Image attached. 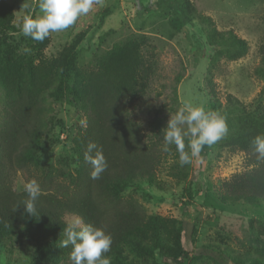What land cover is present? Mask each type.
Here are the masks:
<instances>
[{
    "label": "trees",
    "instance_id": "obj_1",
    "mask_svg": "<svg viewBox=\"0 0 264 264\" xmlns=\"http://www.w3.org/2000/svg\"><path fill=\"white\" fill-rule=\"evenodd\" d=\"M39 2L30 0L25 15L34 17ZM152 3L169 13V26L175 31L183 30L196 18L204 25L209 46L219 48L212 65L223 57L236 61L248 53L249 45L244 39L232 30L219 31L210 17L197 13L190 0ZM110 13L107 9L101 19ZM14 18V8L0 1V45L16 31ZM26 44L39 58L47 49L49 38L38 42L28 37ZM75 45L58 62L40 59L35 65L32 59L26 64L11 62L6 66L2 77L5 100L0 111V240H9L23 231L36 241L32 257L51 261L54 249L65 238L64 218L70 215L103 227L112 236L111 250L105 254L111 264H135L128 261L127 252L144 260L155 261L158 254L176 264L183 263L189 259L183 245L187 235L185 221L150 214L138 199L123 196L136 182L154 185L168 153L162 150L167 118L157 115L149 124V132L144 133L141 123L133 117L152 80L156 55L154 50L148 51V56L143 51L144 46L152 49V45L131 38L100 57L96 68L82 74L75 63ZM261 54L264 62V46ZM207 86L213 111L221 114L222 102L210 72ZM47 96L78 107L86 126L73 149L79 160L74 178L66 185L51 175L37 177L42 194L35 202L36 215L32 216L22 204L28 199L27 193L16 192L14 182L18 171L41 168L38 149L46 127ZM228 100L239 113V127L230 144L234 151L249 153L252 168L220 181L218 199L223 204L264 205V162L257 160L252 144L255 136L264 133V110L248 112L235 96L229 95ZM90 142L103 150L108 161V168L97 180L91 178L92 167L85 161ZM17 205L20 207L14 211ZM71 251L64 258L73 263ZM230 259L236 264H264L259 251L257 255L247 252L243 260L236 256Z\"/></svg>",
    "mask_w": 264,
    "mask_h": 264
},
{
    "label": "rangeland",
    "instance_id": "obj_2",
    "mask_svg": "<svg viewBox=\"0 0 264 264\" xmlns=\"http://www.w3.org/2000/svg\"><path fill=\"white\" fill-rule=\"evenodd\" d=\"M0 1L14 8L16 27L2 41L6 44L0 45V111L5 100L2 77L7 64H26L32 59L35 65L40 59L57 61L75 44V63L81 74L96 68L100 57L131 38L152 45V49L143 47L147 56L150 50L156 55L152 80L133 112L144 133L149 132V124L157 115L167 118L166 128L171 115L185 102L202 104L213 111L207 86L210 72L222 102L221 114L227 117V136L204 147L200 157L183 166L176 148H172L163 158L154 185L136 182L123 196L138 199L150 214L185 221L187 235L183 245L189 259L180 264H236L230 258L243 260L247 252L257 255L259 251L264 256V205L223 204L217 193L220 181L252 168L249 153L234 151L230 144L239 127V113L228 96L238 98L248 112L264 110V0H190L197 13L210 17L219 31L232 30L249 45L248 53L241 59L223 57L214 65L212 58L219 48L209 46L204 25L196 18L183 30L175 31L169 26V13L152 0H101L67 30L51 33L49 45L39 58L20 31L30 0ZM107 9L111 13L102 20ZM46 103V127L38 149L41 168L18 171L16 192H23L24 184L31 179H44L46 175L69 185L79 167L73 149L82 139L84 115L65 100L47 96ZM185 143L188 151V138ZM74 218L67 215L64 220L67 224ZM60 244L51 261H38L32 257L37 248L35 239L20 231L9 240H0V264H73L64 258L72 246L63 248ZM126 254L128 261L135 264H176L158 254L155 261Z\"/></svg>",
    "mask_w": 264,
    "mask_h": 264
},
{
    "label": "clouds",
    "instance_id": "obj_3",
    "mask_svg": "<svg viewBox=\"0 0 264 264\" xmlns=\"http://www.w3.org/2000/svg\"><path fill=\"white\" fill-rule=\"evenodd\" d=\"M99 3L101 0H40L39 13L34 17L31 14L25 15L20 31L33 41L43 42L51 33L70 28L78 18L87 15ZM163 131L162 150L170 152V146L175 145L179 163L183 166L190 164L193 158L200 157L205 146L211 147L227 136L229 126L227 117L218 111L206 110L202 104L185 102L175 115H171ZM252 144L257 160L264 162V133L255 136ZM85 161L92 167L90 175L93 180L99 179L108 168L103 150L95 142L87 145ZM24 191L28 196L22 202L25 212L35 216V202L42 194L40 184L33 178L24 184ZM19 207L17 205L13 210L16 211ZM63 235L65 238L60 246H72L70 258L73 264H111L110 257L105 254L111 250L112 236L103 227L85 223L80 217H75L66 224Z\"/></svg>",
    "mask_w": 264,
    "mask_h": 264
}]
</instances>
